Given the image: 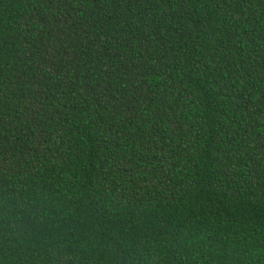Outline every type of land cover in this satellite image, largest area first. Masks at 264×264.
I'll return each instance as SVG.
<instances>
[{
    "label": "trees",
    "instance_id": "16d2710c",
    "mask_svg": "<svg viewBox=\"0 0 264 264\" xmlns=\"http://www.w3.org/2000/svg\"><path fill=\"white\" fill-rule=\"evenodd\" d=\"M0 264H264V0H0Z\"/></svg>",
    "mask_w": 264,
    "mask_h": 264
}]
</instances>
